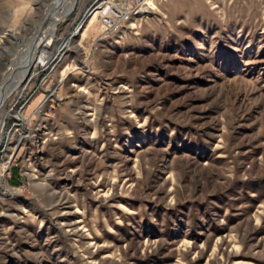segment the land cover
I'll return each instance as SVG.
<instances>
[{
    "label": "rangeland",
    "instance_id": "rangeland-1",
    "mask_svg": "<svg viewBox=\"0 0 264 264\" xmlns=\"http://www.w3.org/2000/svg\"><path fill=\"white\" fill-rule=\"evenodd\" d=\"M53 1L0 0V84ZM108 1L5 100L0 264H264V0H143L106 36Z\"/></svg>",
    "mask_w": 264,
    "mask_h": 264
},
{
    "label": "bare ground",
    "instance_id": "bare-ground-1",
    "mask_svg": "<svg viewBox=\"0 0 264 264\" xmlns=\"http://www.w3.org/2000/svg\"><path fill=\"white\" fill-rule=\"evenodd\" d=\"M77 1L78 0H54L49 5L46 11L45 25L40 31H37V33L29 41L28 45L24 47L19 55V59L12 65L9 73L0 84V132L2 131V126L6 116L4 113L5 100L13 91L18 89L23 84L34 65L48 66L56 60L59 52L54 53L51 46L45 42L46 38L54 34L60 20L74 11ZM131 15L132 11L124 15V24L129 21L128 19ZM79 30H81V28H78L75 33L76 35ZM75 34L73 33L70 37L73 38Z\"/></svg>",
    "mask_w": 264,
    "mask_h": 264
},
{
    "label": "built area",
    "instance_id": "built-area-1",
    "mask_svg": "<svg viewBox=\"0 0 264 264\" xmlns=\"http://www.w3.org/2000/svg\"><path fill=\"white\" fill-rule=\"evenodd\" d=\"M143 0H109L103 6V9L98 12V20L102 26L104 35L107 36V32H117L124 31L128 28L129 25H124V15L131 11L133 8H142L144 6ZM42 66V65H41ZM45 67L46 66H42ZM47 78V76H46ZM45 80L42 79L40 84L37 85L34 90L31 92V100L40 92L45 84ZM27 89V86L25 87ZM53 95H50L52 97ZM19 98V97H18ZM16 104V102H15ZM40 108V107H39ZM56 112H51L49 116H54ZM21 118L25 117L24 115H19ZM20 121V117H19ZM25 133V131H24ZM20 135V139L27 138L25 134ZM20 144V140H19ZM19 145H17V148ZM11 168V167H9Z\"/></svg>",
    "mask_w": 264,
    "mask_h": 264
},
{
    "label": "trees",
    "instance_id": "trees-1",
    "mask_svg": "<svg viewBox=\"0 0 264 264\" xmlns=\"http://www.w3.org/2000/svg\"><path fill=\"white\" fill-rule=\"evenodd\" d=\"M15 184V183H14Z\"/></svg>",
    "mask_w": 264,
    "mask_h": 264
}]
</instances>
